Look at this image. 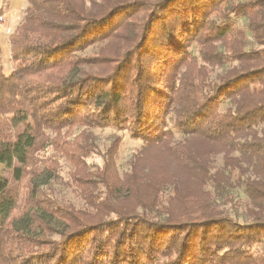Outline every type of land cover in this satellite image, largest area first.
<instances>
[{"label": "trees", "instance_id": "16d2710c", "mask_svg": "<svg viewBox=\"0 0 264 264\" xmlns=\"http://www.w3.org/2000/svg\"><path fill=\"white\" fill-rule=\"evenodd\" d=\"M260 4L26 0L7 37L10 72L0 57V160L10 149L17 163L0 182V264H264V185L248 166L254 156L264 176V70L210 79L238 57L246 67L262 63L234 38L236 19ZM3 15L0 8V26ZM93 45L95 55L82 54ZM106 127L142 141L122 177V136L100 150L90 131ZM94 155L101 164L91 170ZM63 162L64 185L83 195V208L32 182L59 178ZM232 177L250 198L241 220L221 205ZM121 189L125 196L113 199Z\"/></svg>", "mask_w": 264, "mask_h": 264}, {"label": "rangeland", "instance_id": "374dc122", "mask_svg": "<svg viewBox=\"0 0 264 264\" xmlns=\"http://www.w3.org/2000/svg\"><path fill=\"white\" fill-rule=\"evenodd\" d=\"M237 2H246L247 4L251 0H233L234 4ZM258 3H261L259 5V8L257 11H255V15L253 16L248 15L246 12L242 13L237 19L236 24L234 27V38L241 41L243 44L240 46V52L244 56H250L256 54H260L263 56V61L261 64L257 63H249V65L246 67L243 63V58H240L242 60L234 59L227 64H225L224 67H214L212 70V73L210 74V79L212 81H218V75H222L224 72L229 71L230 69L237 68L236 70L244 69V73H252L256 70H264V0H256ZM226 4H223L225 6ZM26 7V0H0V8L3 9L4 12V24L0 26V57H1V65L5 72H10L12 69L11 61L9 60V45L7 41L8 35L14 30V28L22 21L24 16V9ZM250 11V9H248ZM100 45H93L88 47L82 54L84 55H95L98 51V48ZM220 55L222 56H228L229 54L225 52L221 48V46H218ZM189 51L192 52L193 56H195L198 61L200 60L199 55V48L195 43H191L189 47ZM255 67V68H254ZM99 71H97L98 69ZM84 71L90 72V67L83 68ZM96 73L102 74L106 71V68L104 64L102 66L96 67ZM78 71L75 70L71 73L72 76H75ZM242 72V71H239ZM79 73V72H78ZM222 108L228 105V103L223 102L221 104ZM223 110V109H221ZM92 132V135L94 137V142L98 146L100 150L105 149L111 142L114 135H121L122 136V142L120 144L117 156H116V168L117 171L122 177L125 173L129 172L130 168V160L132 156L140 149L142 145V141L140 140H134L132 139L125 130H117L114 128H96L90 130ZM79 133V131H76V135ZM177 137L178 132L174 133ZM258 134L263 139L264 144V123H260L258 126ZM245 140V138H240L237 140L240 143H242ZM249 140V138H248ZM240 151L236 150L234 152L235 156H239ZM242 153V152H241ZM88 164L90 165V169L94 170L96 166H99L101 164V158L100 156L94 155L90 157L87 160ZM216 164L221 167L222 166V159L221 155L217 157ZM259 162L257 159L252 156L250 163H248V166H250V176L252 178H256L257 181H260L259 183H262L264 185V176L262 174H259L255 171L254 166H258ZM17 165L15 159L12 157L10 149H6L4 153V158L0 160V182L4 180H10L12 175L13 168ZM254 165V166H253ZM69 170L70 166L68 164H65L63 162V168L61 170V174L59 178H52L48 176L47 174H43L39 177H36L32 180L34 184L37 186H40L43 188L50 196L56 198L57 200H61L64 203L72 204L75 208H83V204L85 202V199L82 194H80L79 191L78 195L67 188L65 186V182L69 177ZM65 180V182H63ZM232 177V180H230V185L225 184V194L227 195V198L222 197L221 205H224L230 215L232 217H237L238 220L240 219V216L238 214H241L244 211L245 204L248 206L250 202V198L247 195V193L244 191V188L238 185ZM65 184V185H64ZM214 184L211 183L208 186V189L213 190ZM126 194V190L121 189L116 193L115 196H113V199L124 197ZM129 196V195H128ZM112 199V200H113ZM218 199V197H217ZM226 199H229L230 202H228ZM128 202V200H126ZM86 203V202H85ZM85 207V206H84ZM134 212L141 213V209L138 207L133 208ZM45 222H47L54 230H57L58 232H62L65 228V225L63 222H61L59 219L52 218L48 216L47 214H44L43 212L38 213ZM16 216V214H14ZM112 216V215H111ZM54 237H58V234H56Z\"/></svg>", "mask_w": 264, "mask_h": 264}]
</instances>
